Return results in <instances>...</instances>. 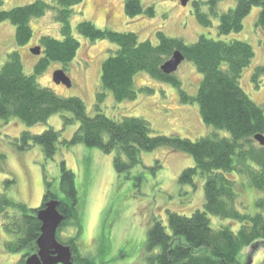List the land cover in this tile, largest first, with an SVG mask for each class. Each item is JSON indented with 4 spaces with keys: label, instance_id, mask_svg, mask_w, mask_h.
I'll return each mask as SVG.
<instances>
[{
    "label": "trees",
    "instance_id": "obj_1",
    "mask_svg": "<svg viewBox=\"0 0 264 264\" xmlns=\"http://www.w3.org/2000/svg\"><path fill=\"white\" fill-rule=\"evenodd\" d=\"M224 0L196 2L195 12L199 24L205 28L213 26L218 18L217 33L223 36L241 33L244 19L258 7L261 12L256 19V28L264 32V2L262 0H236L235 7L219 13L218 7ZM83 0H58L55 5L37 0L24 6L0 11V23L10 22L16 31L15 42L26 46L33 38V19L55 11L60 24L62 38L41 36L39 45L42 53L34 66L33 74H26L22 55L18 51L8 54L0 68V119L6 124L18 119L27 127L43 124L54 114H61L64 130L78 125L70 139H63L61 131L49 128L41 134L23 131L15 138L16 148L27 151L34 146L42 149L43 155L54 160L61 149L77 144L99 148L103 153L113 154V166L118 175L130 174L142 163V153L167 147L189 154L195 165L185 168L179 184L196 189V179L204 183L205 202L203 209L191 215L167 211V220H156L147 233L146 250L149 264H242L240 254L244 248L264 241V195L256 200L257 212L247 214L238 209L237 182L234 175L242 176L249 187L264 193V146L255 136L264 135V103L258 104L244 91L240 80L255 58L253 46L246 41L213 39L200 36L197 42L187 44L182 39L172 38L158 31V43L141 41L131 32H117L99 28L94 22L84 20L77 25L80 36L90 42L109 41L118 49L102 65L101 83L96 91L94 115L89 114L86 103L77 96L62 98L48 87L41 86L38 78L52 63H58L67 72L76 57L81 42L74 35L71 16ZM4 4L0 0V7ZM125 14L131 18L147 16L155 18L154 5L144 6L141 0H124ZM207 6V13L204 11ZM181 52L185 60L192 62L202 76L199 90L190 96L175 73L166 74L163 65L174 53ZM143 72L157 82L172 85L178 90L181 104H197L200 119L208 126L227 131L223 137L218 132L194 141L176 134L158 135L151 124L140 117L114 119L103 113L102 106L111 93L115 102H127L137 98L135 76ZM264 78V66H257L252 82L259 88ZM146 94L151 88H140ZM6 157L0 154V170ZM59 191L52 190V182L46 180L43 205L51 199L61 201L59 211L65 216L59 228L60 234L66 228L74 227L76 235L59 242L71 246L73 264H99L92 257L81 255L77 239L81 236L83 222L80 216V200L74 172L61 162ZM162 168L156 162L155 169ZM16 181L6 178L0 193V216L3 231L10 236L4 243L8 253H21L19 264H24L28 254L37 252L36 242L40 237L42 223L37 209L14 201L8 191ZM211 216L241 225L235 230L231 225L214 227ZM58 234V235H59ZM62 235V234H61ZM60 236V235H59ZM264 264V261L261 263Z\"/></svg>",
    "mask_w": 264,
    "mask_h": 264
},
{
    "label": "rangeland",
    "instance_id": "obj_2",
    "mask_svg": "<svg viewBox=\"0 0 264 264\" xmlns=\"http://www.w3.org/2000/svg\"><path fill=\"white\" fill-rule=\"evenodd\" d=\"M3 1L0 11L24 6L37 0ZM44 1L55 5L58 0ZM141 2L144 6L154 5L155 18L147 16L129 18L125 14L124 0H83L81 5L74 8L71 16L74 35L81 42V47L66 72L72 86L54 83L56 71L63 70L58 63H52L38 78V83L50 88L62 98L80 97L86 103L89 114H96V91L101 83L102 65L106 58L115 53L118 46L106 40L92 43L80 36L76 27L82 21L88 20L93 21L99 28L135 33L141 41L149 40L154 45L158 43V31L172 38H180L189 45L197 42L202 35L216 40L236 39L249 42L256 54L251 61L252 64L245 69L240 83L253 101L258 104L264 103V78L259 88L252 82L255 68L264 66V32L255 26L261 9L252 8L253 11L244 19L241 33H232L221 38L217 33L218 18H213L214 23L210 28H205L197 22L195 3L207 0H189L186 6L182 0ZM235 5L236 0H224L220 3L218 11L220 14L227 12ZM203 9L206 12L208 10L206 5ZM31 28L34 31L33 38L28 45L21 47L15 42V27L8 21L0 23V68L9 53L18 51L22 55L25 73L33 74L39 56L31 50L40 47L39 38L44 35L59 40L62 38L54 10H50L39 19H33ZM179 67L175 73L176 77L182 81L183 88L190 96L195 95L199 90L202 76L193 63L187 60ZM134 79L137 98L119 103L115 102L113 95L109 93L106 103L102 106L103 113L117 120L129 116L142 117L151 124L153 132L158 135L176 134L193 141L215 132L223 137L230 136L227 131H219L203 123L197 104H181L178 90L172 85L157 82L143 72H139ZM140 88H151L154 92L146 94L141 92ZM62 117L61 114H54L47 122L33 127H27L18 119H12L8 124L0 119V154L6 157L4 167L0 170V193L3 192V181L6 178H13L16 185L8 191L10 197L33 209H39L44 202L46 180L52 182V190L59 191L60 166L61 162L65 161L67 167L75 174L80 200L83 230L76 242L79 253L93 257L99 264H149L146 243L147 233L153 223L156 220L166 222L168 210L187 216L197 209L204 208V183L200 178L196 179V189L190 185L183 187L179 184V178L185 168L195 165L193 158L185 152L162 147L142 153V163L139 166L132 169L130 174L118 175L113 166L115 155H107L99 148L84 144L66 149L60 146L61 149L54 160L45 158L39 146L23 152L16 148L15 138L23 131L33 135L55 128L62 132L63 139L72 138L78 125L64 130ZM156 162L162 164L161 169H155ZM232 178L237 182L239 211L247 214L256 213L258 211L256 200L264 193L249 187L248 181L242 176L234 175ZM211 219L212 225L216 228L231 225L237 230L241 227L238 223L214 216H211ZM2 224L0 216V264H19L22 259L21 253L12 254L5 250L4 243L10 236L3 231ZM58 231L59 229L57 240L59 237L67 240L76 235L75 228L71 226L60 234ZM29 255L31 254L25 258L27 259ZM239 257L242 264H261L264 261V241L244 248Z\"/></svg>",
    "mask_w": 264,
    "mask_h": 264
},
{
    "label": "water",
    "instance_id": "obj_3",
    "mask_svg": "<svg viewBox=\"0 0 264 264\" xmlns=\"http://www.w3.org/2000/svg\"><path fill=\"white\" fill-rule=\"evenodd\" d=\"M188 1L182 0L183 5L186 6ZM262 1L264 2V0ZM31 52L36 56H40L42 53L41 47H36ZM172 56L162 66L163 71L168 75L176 73L180 68V64L185 60V56L181 52H176ZM53 81L57 85L72 86V82L63 70L56 71ZM255 140L260 146H264V135L258 134V136H255ZM60 204L61 201L51 199L47 201L44 207L37 209V217L42 223L41 235L36 242L38 250L36 253L29 255L24 264H73L74 254L71 246L59 243L57 240V230L65 219L58 209Z\"/></svg>",
    "mask_w": 264,
    "mask_h": 264
}]
</instances>
